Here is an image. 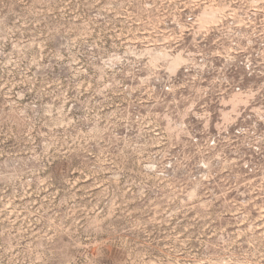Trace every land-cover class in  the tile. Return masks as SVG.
<instances>
[{
  "label": "rangeland",
  "instance_id": "rangeland-1",
  "mask_svg": "<svg viewBox=\"0 0 264 264\" xmlns=\"http://www.w3.org/2000/svg\"><path fill=\"white\" fill-rule=\"evenodd\" d=\"M0 264H264V0H0Z\"/></svg>",
  "mask_w": 264,
  "mask_h": 264
}]
</instances>
